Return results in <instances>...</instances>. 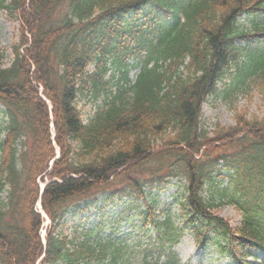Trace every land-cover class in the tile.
I'll list each match as a JSON object with an SVG mask.
<instances>
[{"label": "trees", "instance_id": "16d2710c", "mask_svg": "<svg viewBox=\"0 0 264 264\" xmlns=\"http://www.w3.org/2000/svg\"><path fill=\"white\" fill-rule=\"evenodd\" d=\"M0 9L22 34L11 66L0 68V264H180L172 249L187 232L238 264L264 251V116L236 114L234 127L212 133L200 126L208 98L237 101L255 88L264 99V0H0ZM244 11L262 13L250 29L236 19ZM112 69L125 82L116 90ZM40 88L61 150L49 171ZM86 97L96 108L84 123ZM45 177L46 246L36 211ZM178 178L187 183L181 213L159 216ZM224 205L240 212L237 226L215 214ZM70 209L99 215L90 225L83 215L70 233ZM123 223L140 241L117 244Z\"/></svg>", "mask_w": 264, "mask_h": 264}, {"label": "rangeland", "instance_id": "374dc122", "mask_svg": "<svg viewBox=\"0 0 264 264\" xmlns=\"http://www.w3.org/2000/svg\"><path fill=\"white\" fill-rule=\"evenodd\" d=\"M241 22L247 23L246 16H242ZM20 28L17 22L12 21L6 12L0 11V67H7L13 61L12 47L20 41ZM139 71L135 70L130 73L132 81L135 80ZM115 81L119 80L120 74H116ZM264 99L255 89H250L246 95L241 94L237 101L232 99L231 102L223 100H210L203 105L202 109V126L210 132L218 128H232L236 124V114L251 119L264 116ZM89 112H93V106L88 104L84 117ZM86 121V119H85ZM225 187L222 185L221 187ZM176 188H172L169 194H174ZM168 194L165 196L167 198ZM166 199L165 201H167ZM174 198L171 199L173 201ZM177 209L179 207L177 206ZM217 214L229 221L234 227L240 222L239 212L232 206L220 208ZM68 217L67 220H69ZM179 254L182 264H230L225 258L219 256V252L213 248L202 250L199 248L194 238L187 234L182 239L176 250ZM256 260L249 259L247 264H262L264 256L262 253H256Z\"/></svg>", "mask_w": 264, "mask_h": 264}]
</instances>
